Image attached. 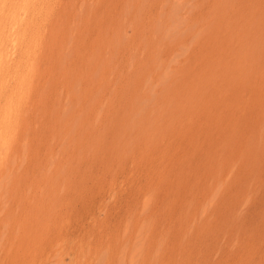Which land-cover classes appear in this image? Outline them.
Listing matches in <instances>:
<instances>
[{"label":"rangeland","instance_id":"374dc122","mask_svg":"<svg viewBox=\"0 0 264 264\" xmlns=\"http://www.w3.org/2000/svg\"><path fill=\"white\" fill-rule=\"evenodd\" d=\"M1 52L0 264H264V0H0Z\"/></svg>","mask_w":264,"mask_h":264},{"label":"bare ground","instance_id":"6f19581e","mask_svg":"<svg viewBox=\"0 0 264 264\" xmlns=\"http://www.w3.org/2000/svg\"><path fill=\"white\" fill-rule=\"evenodd\" d=\"M25 7V6H24ZM11 28H13L12 26H11ZM7 30H8V28H7ZM2 36H4V35H2ZM5 37V36H4ZM3 37V38H4ZM12 37H10V39H11ZM11 42V41H10ZM14 42V41H13ZM9 44V43H8ZM11 44V43H10ZM11 47V46H10ZM8 48V47H7ZM9 56L7 55V52L5 53H3V52H1L0 53V66L3 64V63H7L8 62V58ZM1 68V67H0ZM3 68V67H2Z\"/></svg>","mask_w":264,"mask_h":264}]
</instances>
